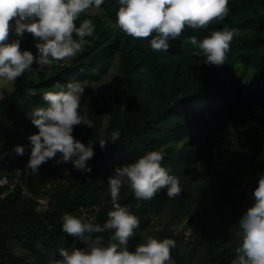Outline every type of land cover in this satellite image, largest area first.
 Listing matches in <instances>:
<instances>
[{
  "label": "trees",
  "instance_id": "obj_1",
  "mask_svg": "<svg viewBox=\"0 0 264 264\" xmlns=\"http://www.w3.org/2000/svg\"><path fill=\"white\" fill-rule=\"evenodd\" d=\"M228 7L223 21L185 28L166 52L153 51L150 38L134 39L115 26L118 0H104L99 10L76 20L79 27L91 19L95 30L69 63L54 61L51 68L38 69V41L28 32L20 37V50L33 54L36 74L17 78L0 97V176L15 181L0 196V264H55L60 249L84 248L63 232L62 216L85 222L94 217L92 222L102 226L112 210L108 178L152 150L165 153L162 166L179 179L182 193L169 199L161 189L143 201L127 185L121 188L118 203L140 222L129 251L148 237L171 238L176 242L172 264H231L241 243L238 222L254 203L253 191L264 175V0H229ZM225 27L239 30L225 63L205 64L190 38ZM111 77L118 91L99 100L95 88ZM57 82L85 86L79 111L88 123L74 126L71 135L94 150L87 161L91 172L71 171L62 180L52 179L63 163L61 153L36 174L24 171L28 137L38 132L31 111L46 106L42 95L57 91ZM113 131L120 133L116 142H111ZM101 139L109 141L103 149ZM15 146L24 148L23 155ZM213 152H227L232 165L216 168ZM38 194L49 196L46 206L35 201ZM110 235L108 230L93 238L106 244Z\"/></svg>",
  "mask_w": 264,
  "mask_h": 264
},
{
  "label": "clouds",
  "instance_id": "obj_2",
  "mask_svg": "<svg viewBox=\"0 0 264 264\" xmlns=\"http://www.w3.org/2000/svg\"><path fill=\"white\" fill-rule=\"evenodd\" d=\"M104 0H0V80L15 82L25 73L36 74L32 64L33 54L20 50L19 39L9 42L11 32L22 37L30 33L38 42V69L51 68L54 61H72L89 43L86 37L93 35L95 26L91 19L83 20L79 27L76 20L82 13L99 10ZM229 0H118L115 26L134 39L150 38L153 51H168L170 40L181 36L185 28L199 30L214 21H223L229 14ZM14 22V24H13ZM75 34L76 39L73 38ZM239 30L227 27L212 31L202 39L190 38L191 44L200 50L205 64L220 66L225 63L234 36ZM57 91H46L42 99L46 106L34 107L31 123L38 129L28 137L31 143L25 174L38 173L39 167L61 153L58 162H71L81 173L91 172L87 161L93 158L92 144L77 141L71 135L74 126L85 124L80 114L81 97L85 86L81 82L54 85ZM120 138L118 131L111 133V142ZM109 143L99 141L103 149ZM14 151L23 155L24 148ZM165 153L158 150L146 152L134 162L115 168L108 178L112 210L101 226L91 220L85 222L70 214L62 216V230L77 238L84 248L60 249L61 259L55 264H172L171 250L174 239L158 240L148 237L129 251L128 242L139 227V219L126 206L118 203L120 190L127 185L137 200L153 199L161 189L167 190L169 199L181 195L177 177L162 166ZM69 176L68 170L64 171ZM0 179V186L7 184ZM254 203L239 220L241 243L235 249L231 264H264V175L253 191ZM111 230L107 243L95 233ZM155 232L162 231L156 227Z\"/></svg>",
  "mask_w": 264,
  "mask_h": 264
},
{
  "label": "rangeland",
  "instance_id": "obj_3",
  "mask_svg": "<svg viewBox=\"0 0 264 264\" xmlns=\"http://www.w3.org/2000/svg\"><path fill=\"white\" fill-rule=\"evenodd\" d=\"M90 11H95V9L93 10H90ZM14 24V22H13ZM17 39H20V37L16 36L15 34V31H14V28H13V31L11 32L10 36H9V42L13 41V40H17ZM60 65L61 64H64V63H69L71 61H57ZM113 78H108L107 79V82H102L100 83L97 88H95V95L98 97V99H102L104 97H107L108 99H111L115 93L118 91V88L117 86H115V83L114 81L112 80ZM11 86H12V82H9V81H5V80H0V97L2 96V94L4 93L5 90H9L11 89ZM85 124L88 123V120L85 119ZM224 126L223 124L220 125V129H222ZM219 129V130H220ZM223 131H220V134H222ZM220 148L222 146H219ZM216 152V151H215ZM213 152V155H214V164L216 166V163H218L219 165L216 166L217 167H221V168H228L229 166H231V162H230V155L225 152L223 154H217ZM262 160H263V169L264 170V153L262 154ZM26 165V164H25ZM65 170H68L69 173L72 171H76L78 172V170H76L74 168V166L72 165L71 162H68V163H62L61 165V168H59L58 170L54 171L53 174H52V179L53 180H62L64 178V171ZM71 172V173H72ZM242 172V171H240ZM29 197H32L30 194L28 195ZM40 198L39 200L37 198ZM35 201L38 202L41 206H45L47 205L48 201H49V196L48 195H37V197H34Z\"/></svg>",
  "mask_w": 264,
  "mask_h": 264
},
{
  "label": "built area",
  "instance_id": "obj_4",
  "mask_svg": "<svg viewBox=\"0 0 264 264\" xmlns=\"http://www.w3.org/2000/svg\"><path fill=\"white\" fill-rule=\"evenodd\" d=\"M7 178V184L0 186V196H4L6 193L7 189H12L15 185V181H12L7 175H2L0 176V179ZM38 200L40 199L39 197L37 198ZM40 201V200H39ZM46 206V205H45Z\"/></svg>",
  "mask_w": 264,
  "mask_h": 264
}]
</instances>
